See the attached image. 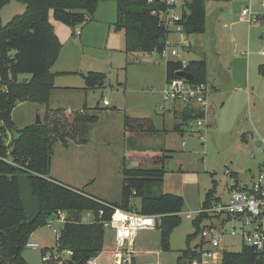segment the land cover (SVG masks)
<instances>
[{"label": "rangeland", "instance_id": "1", "mask_svg": "<svg viewBox=\"0 0 264 264\" xmlns=\"http://www.w3.org/2000/svg\"><path fill=\"white\" fill-rule=\"evenodd\" d=\"M262 2L264 0L208 1L205 15L206 30L203 35L180 36L174 33L167 38L168 43L178 44L175 46L178 50V60H204L207 65L206 85L221 90V95L219 94L214 103L212 124L203 130L202 140L193 131L187 133L188 130L183 128L186 130L183 137L174 131L156 135L134 133L139 139H136L134 144L131 133L124 131L123 114L131 118H150L154 127L161 129L162 116L168 114L173 103L163 101L165 62L158 54L124 52V33L122 30L114 29L116 21L114 2L99 3L91 17L97 21L91 22L92 25L89 27L95 29V37L89 42L86 41L84 46L76 45L78 49L75 54L68 56L63 53L52 69V72H62L66 69L72 70L76 66L83 72L82 74L103 73L106 77L104 87L87 92L85 104L93 108L99 102V108L112 111L106 115L100 112L102 120L95 127V134L92 132L91 143L88 144L94 147L92 155L100 159L106 168L101 170L103 179L96 178V182L91 185L83 179L84 168L77 167L75 170L81 174L71 179L68 186L84 190L86 193L91 189L95 191V195H101L99 199L105 197L104 201L118 202L122 179L119 178L116 169L119 165L126 168L140 167L136 160L142 161L139 156L135 160L131 157L126 159L125 153L129 149L171 151L162 164L165 171L162 183L153 186L152 193L182 197L181 224L170 236L168 252L160 251L157 230L138 232L135 250L137 253H145L134 255L135 264H176V259L187 246V236L194 231L192 221L188 220L185 214L195 212L201 207L204 195L212 188V182L215 183L216 196L221 202H226V183L229 179H226L225 172L231 171L237 175L240 184L248 185L252 174L256 175L264 163L262 149L256 146L257 141L264 140V76L259 75L257 70L260 65H264V57L261 56V52L264 51V21L248 24L238 20L244 8H249L256 15L264 14ZM24 9L23 5L10 1L0 10L1 25L8 23L15 15L22 14ZM49 19L56 34L62 38L68 30L74 31L75 34L81 27L84 28L83 25L68 28L55 22L51 15ZM74 36L71 41L79 43L77 35ZM181 37L190 43L193 52L180 51ZM83 82L80 74L71 73L54 79V84H70L75 87H82ZM103 100L109 103L108 108L102 107ZM113 108L119 110L117 114L108 115L115 112ZM22 111L23 109L16 110L14 117L16 122ZM169 116L172 119L170 113ZM29 118L30 123L34 124L37 118L40 122L42 116H37L32 109ZM17 124L20 125L18 122ZM12 136H15V133H12ZM182 142L185 144L182 145ZM55 147L57 149L59 144L57 143ZM58 158L60 168L65 170L67 167L65 156L59 155ZM106 180L107 182H104ZM132 203L138 207L139 199L133 198ZM112 234L108 229L104 231L105 253L110 255L114 249ZM198 241V235L190 238V247L195 246ZM28 242L39 246L37 250L24 249L22 256L28 264H65L68 261L65 251L57 252L58 242L47 225L32 233ZM223 245L226 250L233 252H238L241 247L236 237L225 238ZM42 251H46V256L52 253V257L55 256L56 259L42 262ZM108 256L103 255L100 262H108ZM60 259L63 261L60 262ZM91 263L93 260L88 264Z\"/></svg>", "mask_w": 264, "mask_h": 264}, {"label": "trees", "instance_id": "2", "mask_svg": "<svg viewBox=\"0 0 264 264\" xmlns=\"http://www.w3.org/2000/svg\"><path fill=\"white\" fill-rule=\"evenodd\" d=\"M10 1L23 5L25 9L5 25L0 22V264H28L22 253L31 234L43 227L58 211L66 212L68 218L61 228L56 251L70 252L68 260L73 263L88 264L102 252L105 229L101 220H109L115 209L158 216L160 219L155 230L159 235V249L168 252L170 236L181 224L183 199L172 194L155 195L152 188L162 183L165 173L162 164L170 151L139 149V155L151 166H123L120 171V200L115 203L103 201L84 190L54 180L50 177V168L57 143L63 147L87 143L92 127L101 119L100 112L106 115L112 111L99 108V102L93 108L83 106L75 111L48 106L55 77L50 70L62 48L50 15L55 22L74 28L88 23L99 3L114 2V29L124 33V52L159 54L171 35L159 18L163 6L148 4L146 0H0V10ZM208 1L214 0L182 1L183 18L180 24L184 35L205 33ZM189 47L182 52H187ZM179 72L191 75L192 80H187L191 84H206L207 65L204 60L185 63L178 59L166 61L164 83L178 77ZM258 74L264 76L262 66L258 67ZM82 78L84 91L102 89L106 80L100 72H88ZM21 102L44 105L45 111L40 123L25 126L12 136L11 113ZM174 115L178 121L174 122L173 131L179 134L190 131L192 123L203 116L198 110L188 107ZM123 129L128 133L158 132L150 118H131L124 114ZM6 132L12 136L9 141ZM17 175L28 178L41 204L40 214L32 224L27 222L20 201ZM233 187L238 186L234 184ZM133 198L139 199L138 207L132 203ZM219 201L213 181L201 207ZM100 211L101 219L98 218ZM85 212L94 215V222L81 223L80 218ZM205 219L208 217L202 215L191 222L194 231L187 236V246L176 259V264H189L190 260L199 259L195 252L199 246L190 247L189 243L190 238L198 235ZM45 252H41V257ZM132 264H135L134 258ZM220 264H264V253L241 245L238 252L224 250Z\"/></svg>", "mask_w": 264, "mask_h": 264}, {"label": "built area", "instance_id": "3", "mask_svg": "<svg viewBox=\"0 0 264 264\" xmlns=\"http://www.w3.org/2000/svg\"><path fill=\"white\" fill-rule=\"evenodd\" d=\"M148 4L163 6L159 18L164 28L171 34L178 33L184 35L180 22L183 18L181 0H146ZM264 6V2L261 4ZM238 20L243 23H256L264 21V14H253L249 8L241 10ZM77 35L79 32L76 33ZM180 51L189 47V42L185 39L179 42ZM178 44L166 43L165 48L158 54L164 62L178 58ZM264 56V51L261 52ZM186 61H182L185 63ZM163 101L179 104L182 108L188 107L198 110L203 114L190 126V131L198 135L202 140V132L206 127V117L210 101V89L206 84H191L184 78L176 77L164 83L162 91ZM107 105V101H103ZM260 148L264 154V140L260 142ZM225 176L231 178L230 172L226 171ZM234 184L226 187V202H211L209 205L200 207L195 212L185 214L188 220L193 221L199 216L206 215L200 232L199 241L195 246L199 259L190 260L189 264H220L222 252L225 249L223 240L225 238L236 237L241 245H245L264 253V163L256 175H254L248 185L233 187ZM102 212L98 214L101 219ZM194 216V217H193ZM68 215L66 212L58 211L51 215L46 224L55 235L56 240L60 238L61 228L66 222ZM158 216H144L134 212H125L115 209L109 220H101L103 228L113 233V245L111 264H132L135 255L134 239L140 231H151L159 223ZM81 223L88 224L94 222V215L90 212L83 213L80 218ZM207 222V223H206ZM205 223V224H204ZM61 228H58V226ZM26 249L37 250L39 246L28 242ZM66 252L67 257L71 255ZM51 253L41 257L42 262L55 260ZM63 260L60 259V262ZM67 262V261H66ZM65 262V264H66ZM91 264H96L95 261Z\"/></svg>", "mask_w": 264, "mask_h": 264}, {"label": "crops", "instance_id": "4", "mask_svg": "<svg viewBox=\"0 0 264 264\" xmlns=\"http://www.w3.org/2000/svg\"><path fill=\"white\" fill-rule=\"evenodd\" d=\"M94 21H97V20H95L93 17L90 19V21L87 24L83 25L84 28L81 27L80 28L81 30L76 31V33L79 32L78 35L75 33L77 35V38H78L77 40L79 41V43H77L75 41L74 42L71 41V38L75 37L74 31L70 32L68 30L64 34V38H62L56 34L55 28L52 25L54 28L55 34L58 36V38L62 44V48H61V51H60V54H59L57 61H59V59L63 55V53H66L68 56L75 54L76 49H78L76 47V45L77 46H81V45L84 46L86 41L89 42L92 38L95 37V32H94L95 29L89 28L90 25H92L91 22H94ZM123 50H124V38H123ZM191 52H193V48L190 46L187 50V53H191ZM261 56L264 57L263 55H261ZM54 66H55V64H54ZM54 66L50 70V72L52 74H54V76H55L54 79L58 76H63L64 74H67V73L80 74L81 78H82V75L86 74V73L82 74L83 72L80 71V69H78V67H76V66L73 67L72 70L66 69V71H62V72L61 71L52 72V69L54 68ZM260 66H262L264 68V65H260ZM164 69H165V64H164ZM82 80H83V78H82ZM164 81H165V77H164ZM53 86H54V90L52 91V93L50 95V100H49V105H48L49 108H52V109H56V108L68 109V110H72V111L78 110V109L82 108L83 106H86L87 108H92V107H89L85 104L87 92H89V91L83 90L84 82H83L82 87H75V86H72L70 84H65V85L54 84V81H53ZM209 89H210V101H209V108H208V113H207V117H206V119H207L206 120V126L207 127L211 126V124H212V111H213L214 103L218 99L219 94L221 95V90L218 89L217 87L209 86ZM91 92H94V91H91ZM27 105H29V106H27ZM102 105H103V103H102ZM102 107L108 108L109 103H107V105L102 106ZM17 109H23V111L20 112L19 116L17 117V122L20 125H18L16 122V119H14ZM32 109H34V112L37 116H42L44 111H45V106L44 105L31 104L28 102H21V103H18L16 105V107L13 109V111L11 113V121H12L13 126H14V130H13L14 133H15V131L22 129L25 126L32 124V123H30L31 119L29 118V114L31 113ZM180 109H182V107L179 104H176V103L171 104V110L168 112V114H167L168 116L167 115L162 116L163 119H162L161 129H157L155 127V129L158 132L154 133V135H156L158 133H163V134L171 133L173 131L174 122L178 121V120H174V118H175L174 113L179 111ZM114 113L117 114V111L113 112L111 114H108V115H113ZM169 113L172 115V119H171V116H169ZM101 120H102V118L100 119V121ZM163 122H164V124H163ZM97 125H95L94 128L90 131L87 143L80 144V145L70 144L67 147H63V146L59 145V147L57 149H56V147L54 148L52 161H51V168H50V177L51 178H53L54 180H57L58 182L68 186L71 182V179H73L74 177L79 175L80 172L78 170H75V168L79 167V168H84L85 173H84L83 179L87 182H90L91 185H92V183L96 182V178H99L100 180L103 179L102 174H101V170H105L106 168L104 167V165L100 159H98V158L96 159L92 155V151H94L93 150L94 147L88 146V144L91 143L90 138L92 137V134H93L92 132H94V134H95V132H96L95 127ZM6 134H7L8 141H9V138H11L12 136L9 132H6ZM131 135H132V142H134V144H135V140L136 139L139 140V139L137 136H135L136 134L131 133ZM128 136H130V134H128ZM180 137H183V134H180ZM183 144H185V142H182V145ZM256 146L260 147L259 141L256 142ZM138 150H139V148L129 149L125 153V155H126L125 158L129 159L131 157L133 160H135L137 156L142 158V156L139 155ZM162 150L167 151V149H162ZM89 152H91V153H89ZM86 154H88V155H86ZM59 155L65 156V159H66L65 163H67V167H65V170H62V168H60V161L58 158ZM62 158H64V157H62ZM139 160L140 159L136 160V161H138L139 166H142V167H143V165L151 166V163H149L146 159L142 158V161H139ZM262 165L260 166V169H261ZM121 168H122V166L119 165L118 168L116 169V171L118 170L117 174H118L120 179H122L121 178V172H120ZM231 174H233V173L230 171V175ZM253 176L254 175L252 174L251 179ZM104 182H107V180ZM231 183L236 184L238 187H241L243 185H247V184H240V182L237 179V175H235V174L231 175L229 182L226 183V187L228 185H231ZM94 192H95L94 190L90 189V191L87 194H89L93 197L98 196L97 198H99V196H101V195H95ZM103 196H105V195H103ZM100 198H102V197H100ZM103 199L105 200L106 198L104 197L101 200H103ZM108 200H110V199H108ZM113 202H116V201H113ZM137 239H138V235L134 239V248H135ZM112 240H113V234H112ZM105 251H106V248L103 246L102 252L98 255V257L93 259V262L95 261L96 264H110V260L112 259L110 257L111 255L105 253ZM141 253H145V252L137 253L135 250V255L141 254ZM103 255H109L108 256V259H109L108 262H105V263H101L102 261L100 262V259H101V257H103Z\"/></svg>", "mask_w": 264, "mask_h": 264}, {"label": "water", "instance_id": "5", "mask_svg": "<svg viewBox=\"0 0 264 264\" xmlns=\"http://www.w3.org/2000/svg\"><path fill=\"white\" fill-rule=\"evenodd\" d=\"M177 76L180 78H185L188 81L192 80L191 75L185 72H179ZM36 123H40L38 121V118ZM17 183H18L20 201L23 210L25 212L26 220L29 224H32L40 214V207H41L40 201L34 195L32 186L26 176L17 175ZM66 264H76V263H73L71 260H68Z\"/></svg>", "mask_w": 264, "mask_h": 264}]
</instances>
